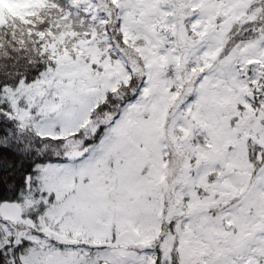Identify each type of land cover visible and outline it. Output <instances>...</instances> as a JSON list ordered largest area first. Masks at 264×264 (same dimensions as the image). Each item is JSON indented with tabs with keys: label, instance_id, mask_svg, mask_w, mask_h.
Returning <instances> with one entry per match:
<instances>
[{
	"label": "snow or ice",
	"instance_id": "obj_1",
	"mask_svg": "<svg viewBox=\"0 0 264 264\" xmlns=\"http://www.w3.org/2000/svg\"><path fill=\"white\" fill-rule=\"evenodd\" d=\"M0 264H264V0H0Z\"/></svg>",
	"mask_w": 264,
	"mask_h": 264
}]
</instances>
